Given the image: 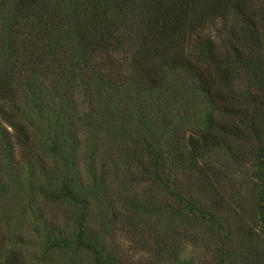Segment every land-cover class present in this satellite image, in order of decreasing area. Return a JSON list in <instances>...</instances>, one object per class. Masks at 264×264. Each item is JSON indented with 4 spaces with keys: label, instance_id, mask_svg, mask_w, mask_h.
Listing matches in <instances>:
<instances>
[{
    "label": "rangeland",
    "instance_id": "rangeland-1",
    "mask_svg": "<svg viewBox=\"0 0 264 264\" xmlns=\"http://www.w3.org/2000/svg\"><path fill=\"white\" fill-rule=\"evenodd\" d=\"M220 24L205 32L218 33ZM93 62L90 68L79 65L65 86L44 65L32 74L45 87L40 91L49 106L62 111L58 126L41 124L37 136L25 126V146L0 116V132L6 133L0 139V264H7L13 250L23 264H94L95 252L75 244L79 231L115 264H264V224L254 209L251 172L253 129L264 135V92L251 76L239 69L226 110L223 98L218 105L186 95L174 105L176 116L161 122L157 94L150 93L147 80L138 103L145 107L135 108L134 87L124 80L127 64L111 63L106 53ZM91 70L102 77L101 88L83 82ZM177 78L176 90L184 92L190 82ZM110 84L116 94L110 95ZM204 112L218 121L213 128L222 136L221 147L194 160L188 139ZM243 113L254 123L251 132ZM226 123L245 132L220 135L218 127ZM169 130L177 142L165 163L173 195L157 185V144L150 154L145 151L150 133L157 138ZM48 138L60 146L53 153ZM65 180L76 200L56 196ZM185 202L193 204V214L184 210ZM203 213L213 214L216 223Z\"/></svg>",
    "mask_w": 264,
    "mask_h": 264
},
{
    "label": "trees",
    "instance_id": "trees-1",
    "mask_svg": "<svg viewBox=\"0 0 264 264\" xmlns=\"http://www.w3.org/2000/svg\"><path fill=\"white\" fill-rule=\"evenodd\" d=\"M218 23V33L205 32ZM102 53L119 67L127 64L130 74L124 80L134 87L135 108L145 107L138 103L143 93L142 81L147 80L150 93L157 94V118L161 122L176 116L174 105L186 95L196 102L201 98L218 105L223 98L226 110L239 69L251 76L258 91L264 92V0H0V116L12 132L18 131L19 142L29 139L23 134L25 126L31 127L33 136H37L41 124L42 129L46 125L56 127L55 121L61 116L58 113L62 109L50 107L40 91L45 87L34 81L32 74L40 71L39 66H46L52 79L64 82L65 86L69 79H75L72 73L79 65L92 67L90 62L100 59ZM113 55L118 59L114 60ZM24 72L31 73V77L23 76ZM115 75L121 78L120 71ZM177 77L190 82L184 92L176 90ZM88 81H95L99 88L104 84L94 70L89 77H83L86 85ZM51 85L55 90L62 86L53 81ZM109 87L110 95L116 94L113 85ZM200 118L187 145L194 160L221 147L222 136L213 128L218 121L209 112ZM242 118L251 132L252 119L244 113ZM224 125L218 127L220 135L237 138L245 132L235 124ZM174 132L169 130L157 138L150 133L151 139L147 138L145 146L150 154L157 144V185L171 195L165 163L170 157L167 151L177 143ZM253 132L254 209L258 221L264 224V135L259 130ZM0 134L4 141L5 131ZM47 141L51 153L60 147L52 138ZM172 160L170 164L181 165L182 156L177 155L176 163ZM66 182L60 184L56 196L76 200L73 185ZM184 205V210L194 213L193 204ZM210 215L213 214L203 213L202 217L216 223ZM74 241L77 246L95 252L94 264H115L97 246L85 242L82 231ZM62 243L65 245V240ZM13 251L7 264H23L20 256H15L20 254L19 250Z\"/></svg>",
    "mask_w": 264,
    "mask_h": 264
}]
</instances>
